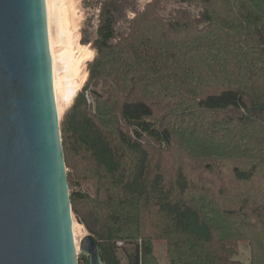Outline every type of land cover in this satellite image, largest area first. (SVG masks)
<instances>
[{
  "label": "trees",
  "instance_id": "trees-1",
  "mask_svg": "<svg viewBox=\"0 0 264 264\" xmlns=\"http://www.w3.org/2000/svg\"><path fill=\"white\" fill-rule=\"evenodd\" d=\"M165 1L114 41L104 0L82 41L59 122L72 215L105 264H159V244L167 264H244L240 244L264 264V0Z\"/></svg>",
  "mask_w": 264,
  "mask_h": 264
},
{
  "label": "water",
  "instance_id": "water-1",
  "mask_svg": "<svg viewBox=\"0 0 264 264\" xmlns=\"http://www.w3.org/2000/svg\"><path fill=\"white\" fill-rule=\"evenodd\" d=\"M45 0H0V264H105L77 254Z\"/></svg>",
  "mask_w": 264,
  "mask_h": 264
},
{
  "label": "rangeland",
  "instance_id": "rangeland-1",
  "mask_svg": "<svg viewBox=\"0 0 264 264\" xmlns=\"http://www.w3.org/2000/svg\"><path fill=\"white\" fill-rule=\"evenodd\" d=\"M46 1L49 47L51 45V49L55 57V69L58 70L57 73H60L62 72L61 67L65 65L62 62H66V65L70 64L79 76L81 88L87 78L86 63L91 61L93 56L90 48L83 45L82 41L85 39H95L96 29L99 22V6L104 0ZM148 1L149 0H116L117 3L114 7V41L122 38L127 33L129 20L132 18L134 13L140 10ZM163 6L164 12L167 13L169 10L177 6V0H166ZM60 56L64 57L65 60H61ZM54 98L57 114L61 119V116L71 104L67 107H62V105L58 102V95L55 91ZM88 102L90 103V101ZM82 191L87 194H91L92 187H83ZM73 225H75V230H73V235H75L74 240L75 243H78L79 247L80 240L90 233L74 217ZM249 251L250 249L247 244H240L236 260L243 262L244 264H248ZM154 255L159 264L168 263L165 254V246L163 244L155 246ZM118 258L121 264H127L126 254L122 250L118 251ZM84 260L86 262L85 257L79 259L81 262Z\"/></svg>",
  "mask_w": 264,
  "mask_h": 264
},
{
  "label": "bare ground",
  "instance_id": "bare-ground-1",
  "mask_svg": "<svg viewBox=\"0 0 264 264\" xmlns=\"http://www.w3.org/2000/svg\"><path fill=\"white\" fill-rule=\"evenodd\" d=\"M49 48H50L51 62H52L53 89H54L53 91L57 93L58 102L62 105V107H67L71 104L73 98L75 97L77 91L80 88L79 76L75 72V69H73L70 64L66 65V62H62L63 64H65L61 67L62 72L57 73L58 70L55 69V61H54L55 57L51 49V45ZM60 59L65 60L64 57H61ZM73 230H75V225H73ZM75 245H76V251L78 253L79 252L78 243L76 242Z\"/></svg>",
  "mask_w": 264,
  "mask_h": 264
},
{
  "label": "built area",
  "instance_id": "built-area-1",
  "mask_svg": "<svg viewBox=\"0 0 264 264\" xmlns=\"http://www.w3.org/2000/svg\"><path fill=\"white\" fill-rule=\"evenodd\" d=\"M118 245L120 246V243H118Z\"/></svg>",
  "mask_w": 264,
  "mask_h": 264
}]
</instances>
